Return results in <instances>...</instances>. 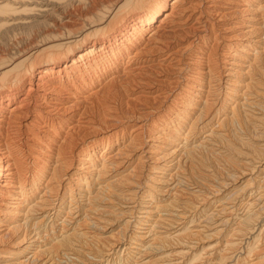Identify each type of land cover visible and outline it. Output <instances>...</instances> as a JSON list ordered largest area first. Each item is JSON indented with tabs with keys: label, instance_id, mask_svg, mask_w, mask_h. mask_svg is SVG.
Segmentation results:
<instances>
[{
	"label": "bare ground",
	"instance_id": "6f19581e",
	"mask_svg": "<svg viewBox=\"0 0 264 264\" xmlns=\"http://www.w3.org/2000/svg\"><path fill=\"white\" fill-rule=\"evenodd\" d=\"M22 12L0 264H264V0H0Z\"/></svg>",
	"mask_w": 264,
	"mask_h": 264
},
{
	"label": "rangeland",
	"instance_id": "374dc122",
	"mask_svg": "<svg viewBox=\"0 0 264 264\" xmlns=\"http://www.w3.org/2000/svg\"><path fill=\"white\" fill-rule=\"evenodd\" d=\"M23 8H25V7H23ZM13 15L14 14H12L11 17H10V15H8V16L5 15V17H7L8 19L10 17V19L9 20L4 19L3 20L4 22L0 21V24H1L0 25V50L2 52H5V53H8L9 50H11L13 48L12 47L13 45H14V47L15 46L17 47V45H19L20 43L28 44L29 42L31 43V42L35 41V39H37V36L39 35V31H40V30H38L37 26L34 25V23H33L34 21H37L39 19L38 18L34 19L35 16L34 17H27V16L31 15L30 13L22 12L20 14H15L14 17H13ZM16 16H18V17H16ZM13 19H15V20H13ZM28 22L30 24L31 23H33V24L29 25ZM26 23H28V24H26ZM12 24H14V25H12ZM17 24H18V26H17ZM7 25H8V27H7ZM33 27H36V28H33ZM36 31H37V33H36ZM32 32H33V34H32ZM28 33H30V34H28ZM31 34H32V36H31ZM33 35H35V37ZM31 38H33V40ZM18 42H20V43H18ZM13 53H15V52H13Z\"/></svg>",
	"mask_w": 264,
	"mask_h": 264
}]
</instances>
